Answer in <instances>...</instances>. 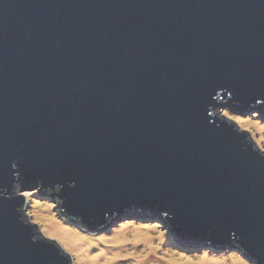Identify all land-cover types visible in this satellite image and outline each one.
Returning <instances> with one entry per match:
<instances>
[{"label":"water","instance_id":"water-1","mask_svg":"<svg viewBox=\"0 0 264 264\" xmlns=\"http://www.w3.org/2000/svg\"><path fill=\"white\" fill-rule=\"evenodd\" d=\"M221 105L264 116V0H0V264H72L24 191L264 264V146Z\"/></svg>","mask_w":264,"mask_h":264},{"label":"rangeland","instance_id":"rangeland-1","mask_svg":"<svg viewBox=\"0 0 264 264\" xmlns=\"http://www.w3.org/2000/svg\"><path fill=\"white\" fill-rule=\"evenodd\" d=\"M221 108L233 122L252 130L264 146V116L261 108H253V112H236L228 105H221ZM24 196L27 202L23 210L25 217L37 223L44 235L63 245L72 258V264L91 263L81 262V253L79 254L80 250L76 246L79 241L71 244L57 229L56 224L81 236L83 241H90V256L108 252L105 256L112 259V264H252L236 250L220 248L189 251L173 242L167 228L161 223L127 221L114 228L89 231L78 222L64 217L57 203L50 198L32 191H24ZM122 233L126 240L115 242L114 237ZM137 233L143 235L139 237ZM106 239L109 241H104ZM147 239L150 240L147 242ZM98 258L100 261L97 260L96 263L103 264L102 258Z\"/></svg>","mask_w":264,"mask_h":264},{"label":"bare ground","instance_id":"bare-ground-1","mask_svg":"<svg viewBox=\"0 0 264 264\" xmlns=\"http://www.w3.org/2000/svg\"><path fill=\"white\" fill-rule=\"evenodd\" d=\"M56 227H57V229H59V231L62 233V235H64V238H66V240H69L71 242V244H73L74 241H79V243L76 246H77V249L80 250L79 254L81 253V262L82 263L90 262L91 264H97L98 262L96 263V261L97 260L100 261V258H98V257H101L103 260V264H112V259L110 257L105 256V254L108 252L104 251V252H101L100 254L90 256L88 253L90 241H88V242L83 241L81 239L82 238L81 236L71 233L68 229L63 228L58 224H56ZM66 234H67V236H66ZM136 235L141 237V235H143V234L139 235L137 233ZM123 240H126V236L123 233L114 237L115 242L121 243V242H123ZM149 240L150 239H147L146 241L148 242ZM104 241H109V240L106 239ZM115 254L116 253H113V255H115Z\"/></svg>","mask_w":264,"mask_h":264},{"label":"trees","instance_id":"trees-1","mask_svg":"<svg viewBox=\"0 0 264 264\" xmlns=\"http://www.w3.org/2000/svg\"><path fill=\"white\" fill-rule=\"evenodd\" d=\"M252 108V107H251ZM250 109V108H249Z\"/></svg>","mask_w":264,"mask_h":264}]
</instances>
